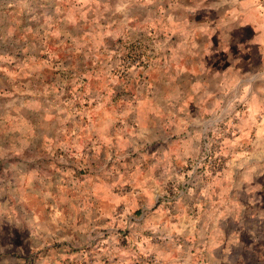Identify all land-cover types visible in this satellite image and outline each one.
<instances>
[{"label": "rangeland", "instance_id": "374dc122", "mask_svg": "<svg viewBox=\"0 0 264 264\" xmlns=\"http://www.w3.org/2000/svg\"><path fill=\"white\" fill-rule=\"evenodd\" d=\"M264 0H0V264H264Z\"/></svg>", "mask_w": 264, "mask_h": 264}, {"label": "crops", "instance_id": "0c3cea01", "mask_svg": "<svg viewBox=\"0 0 264 264\" xmlns=\"http://www.w3.org/2000/svg\"><path fill=\"white\" fill-rule=\"evenodd\" d=\"M263 22H264V13H263Z\"/></svg>", "mask_w": 264, "mask_h": 264}]
</instances>
